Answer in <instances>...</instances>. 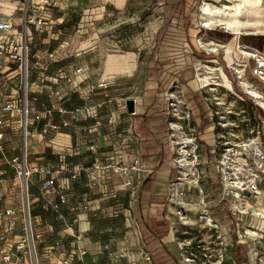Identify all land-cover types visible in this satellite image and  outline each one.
<instances>
[{
    "label": "crops",
    "instance_id": "1",
    "mask_svg": "<svg viewBox=\"0 0 264 264\" xmlns=\"http://www.w3.org/2000/svg\"><path fill=\"white\" fill-rule=\"evenodd\" d=\"M186 6L180 0H58L54 19L63 23L68 12L76 9L83 14L81 33L95 32L90 40L80 36L77 41L66 42L68 58L61 67L54 63L47 72L53 78L61 68L72 82H38V110L43 114L53 109L55 124L61 125L65 120H70V124L47 137L34 135L24 142H6L4 148L8 159L20 157L30 165L47 166L53 171L65 167L66 171L52 174L57 183L46 193L41 191L40 177L35 176L27 185L24 198L16 194L20 187L13 186L10 175L16 173L10 165L2 166L5 175L0 184V210L14 208L22 218L21 211L29 207L34 232L42 234L38 252L44 255L53 248L54 253L48 258L53 264H63L62 253L69 254L73 249L77 250L76 264H187L183 258L185 249L198 256V264H264V216L259 214L264 209V181L260 195L244 203L247 214L241 217L229 201H221L219 180H213L220 136L230 131V127L219 123L229 124L230 119L214 115L216 109L225 114L227 106L223 99L222 106L216 108L209 96L218 98L223 90L212 88L208 94L201 89L180 87L177 99L190 107L192 126L200 141L199 186L203 189L201 194L194 184L179 186L182 201L170 200L171 183L176 181L177 172L172 164L169 94H158L152 85H148V92L134 91L136 63L141 58L147 64L157 59L156 49L165 44L161 36L167 26L162 20L168 9L182 14L187 12ZM99 10H103V16L134 17L125 27L103 28L98 22L89 23L93 19L91 12ZM60 16H64L62 21ZM142 20L153 23L157 39L138 42L137 51L133 41L100 36L104 30L116 28L148 29V23ZM178 29L191 30L185 24ZM190 43L179 42L183 47H190ZM113 52L121 53V57ZM77 69L82 71L77 73ZM102 96L107 99L95 100ZM128 99L135 100L133 114L124 107ZM46 124L47 119H42L38 127ZM136 159L140 162L137 171L131 169ZM98 161L101 169L97 170ZM107 165L110 167L105 168ZM124 165L127 175L119 169ZM74 173H78L77 179L72 178ZM129 178L134 181L133 187L125 185ZM62 194L68 197L66 203L60 200ZM204 202L222 229L223 246L200 219ZM242 223L248 233L252 234L254 228L262 231L263 237H244L237 228ZM21 239L20 224L13 242ZM80 251L86 252L82 259ZM0 264H6L1 257ZM16 264H29L28 258Z\"/></svg>",
    "mask_w": 264,
    "mask_h": 264
},
{
    "label": "built area",
    "instance_id": "2",
    "mask_svg": "<svg viewBox=\"0 0 264 264\" xmlns=\"http://www.w3.org/2000/svg\"><path fill=\"white\" fill-rule=\"evenodd\" d=\"M3 3H11L14 7L8 8ZM56 9H58V0H0V184L5 175L2 166L10 165L16 173L13 186H18L17 181L20 180L24 191H27V185L32 183L33 178L39 176L41 191L46 193L57 183L52 174H62L66 171L65 167L53 171L47 166L30 165L20 157L8 159L4 148L6 142H24L27 137L34 135L47 137L52 133H59L63 127L70 124V120H65L61 125H57L53 121V109L42 114L37 108L40 84L47 81L52 84H59L63 80L67 83L72 82L69 74L61 68L53 78L47 76L51 65L68 58L65 43L42 55L34 53L33 49L36 44L35 33L48 29L46 25L51 22L52 14ZM16 16H19L18 22L15 20ZM57 22L59 21L57 20ZM32 27L34 30L31 29ZM260 68H264V61ZM81 71L82 69L76 70L77 73ZM36 76L39 78L36 79ZM39 81H41L40 84ZM168 98L171 118L169 122L170 144L174 153L172 164L177 172L176 181L171 183L170 200L182 201L183 194L177 188L185 187L188 180L189 184L196 185L199 193L203 194V189L199 186L200 146L198 136L192 126L190 107L181 101H174L173 96ZM212 101H215L213 104L216 108L222 106L217 98L213 97ZM181 103L182 105L179 106ZM124 107L126 108V105ZM59 110L63 112L61 108ZM228 114L231 113L227 109L225 114L217 109L214 110V115L218 118L226 120ZM42 119H47V124L40 129L38 123ZM219 125L227 127L226 121H220ZM227 134L220 136L219 155L216 162V173L222 190L221 201H229L230 205L235 206L236 213L243 217L247 214L244 203L260 195V184L264 181L262 131H257L252 143L242 142L237 146L231 141V135ZM139 166L140 162L136 159L131 169L137 171ZM109 167L110 165H107L105 168ZM95 168L101 169L99 161ZM119 169L127 175L128 168L125 165ZM77 177L78 173L72 175L73 179H77ZM125 185L133 187V179H127ZM60 187L69 189L67 185H60ZM111 197L115 196L111 195ZM60 200L62 203H66L67 195H60ZM21 213L23 214L22 218L14 208L0 210L1 260L6 264H16L19 260L24 262L28 258L29 264H53L48 261V258L54 253L53 248L47 249L44 255H40L38 252L37 243L42 239V234L34 232V220L29 207L25 206ZM116 214L117 212H115ZM200 219L209 230L215 232L216 239L223 246L222 229L213 218L211 209L205 202ZM20 224L22 239L20 242L14 243L13 236ZM237 228L238 233L242 232L244 237L250 235L253 239L263 237V232L254 228L252 234L248 233L244 223ZM183 245L185 244L183 243ZM62 254L64 257L60 260L63 264H76L74 262V256L77 255L76 249H73L69 254ZM79 255L82 259L86 252L80 251ZM183 258L187 264H198V256L188 249L183 252Z\"/></svg>",
    "mask_w": 264,
    "mask_h": 264
},
{
    "label": "rangeland",
    "instance_id": "3",
    "mask_svg": "<svg viewBox=\"0 0 264 264\" xmlns=\"http://www.w3.org/2000/svg\"><path fill=\"white\" fill-rule=\"evenodd\" d=\"M262 1L264 6V0ZM180 2L188 5L186 6L187 12L181 14L176 13L174 8L168 9L166 17L162 20V24L167 26V31L161 36V40H164L165 44H163L162 48L156 49L158 58L149 61L148 64L141 58L140 63H136L133 81L134 91L148 92L150 91L148 85H152L155 89H158V94L167 92L169 96H173L174 101H178L177 97L180 87H193L197 71L202 76L210 75L212 85L199 89L207 91L208 94L211 93L212 88L223 90L219 92L221 95L217 99L221 103L224 99L227 110L231 113L227 116V120L230 119V123L226 122L227 127H230V131H226L225 134L228 133V136L230 134L231 141L237 146L242 142L252 143L257 131L260 130L262 131V147L264 149V109L243 88V83L247 81L264 96V68H260L264 61V34L238 36L235 41L237 51L243 50L245 54L239 55L238 53L236 55L238 56L237 61L229 64L225 57L226 46L234 41L236 35L230 33L223 26L207 28L202 25L200 19L203 4L210 2V0H180ZM89 16H93L89 23L95 24L98 22L100 23L99 27L103 28L106 26H112L113 28L116 26L125 27V25H130V21L134 17V15L126 14L103 16V10L93 11ZM70 17L73 20H69ZM82 17V12L74 9L68 12L66 18L64 16L58 17V19L61 18L60 21L64 18L63 23L57 22V18H52L51 22L46 25L47 30L35 33L36 44L33 47L34 53L42 55L46 52H51L66 42L79 40L80 36H84L85 40L92 39L95 36V32L89 31L83 34L81 30L78 32L79 24H82ZM15 20L18 22L19 16H16ZM142 22L148 23V29L143 26H136L133 30H128L127 28H116L114 30L112 28L113 30H108V32L104 30L100 36L104 38L108 36L115 41L126 39L133 41L137 51L138 42L157 39L153 31V23H149V20H142ZM138 23H141V21L136 22V25ZM181 24H185L187 29L190 28L191 30L186 32L179 31L178 27ZM51 26L53 27L51 28ZM31 29L34 30L33 27ZM181 40L190 41V47L181 46L179 44ZM201 40L204 41L207 48L203 47L200 43ZM111 54L118 57L121 55L118 52ZM61 66L62 64L59 62V67ZM147 67L150 69L147 70ZM221 71L225 72L232 84V89L225 87L221 78ZM100 98L107 99L106 96H102L96 97L95 100ZM121 98H125V95H122ZM209 98L213 99L212 96H209ZM181 105L182 103L179 104V106ZM198 143L200 146V141ZM10 178L14 179L15 176L10 175ZM213 180L218 182L219 177L217 174L213 175ZM17 182L20 188H18L16 194L24 198L26 192L22 189L21 181L18 180ZM4 197L3 195L2 199Z\"/></svg>",
    "mask_w": 264,
    "mask_h": 264
},
{
    "label": "bare ground",
    "instance_id": "4",
    "mask_svg": "<svg viewBox=\"0 0 264 264\" xmlns=\"http://www.w3.org/2000/svg\"><path fill=\"white\" fill-rule=\"evenodd\" d=\"M3 5L8 8L14 7L11 3H3ZM200 19L202 25L207 28L223 26L230 33L236 35L234 41L226 46L225 57L229 64L237 61L238 56L236 55L238 53L239 55L245 54L243 50L237 51L235 41L238 36L264 34V6L262 0H210V2L203 4ZM200 43L203 47L207 48L204 41L201 40ZM260 60L262 61V59ZM220 74L225 87L232 89V84L225 72L221 71ZM193 84L195 89L211 86L210 75L202 76L197 71ZM243 85L245 92L254 97L257 103L264 109V96L247 81ZM189 183L190 181L188 180L187 184ZM259 214L264 216V209Z\"/></svg>",
    "mask_w": 264,
    "mask_h": 264
},
{
    "label": "water",
    "instance_id": "5",
    "mask_svg": "<svg viewBox=\"0 0 264 264\" xmlns=\"http://www.w3.org/2000/svg\"><path fill=\"white\" fill-rule=\"evenodd\" d=\"M126 108L127 111L131 114L135 113V100L133 99H128L126 101Z\"/></svg>",
    "mask_w": 264,
    "mask_h": 264
}]
</instances>
